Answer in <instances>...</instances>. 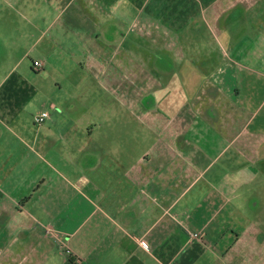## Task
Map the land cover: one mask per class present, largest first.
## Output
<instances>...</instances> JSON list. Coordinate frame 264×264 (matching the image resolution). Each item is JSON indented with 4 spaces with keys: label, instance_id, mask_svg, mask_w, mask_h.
Masks as SVG:
<instances>
[{
    "label": "crops",
    "instance_id": "0c3cea01",
    "mask_svg": "<svg viewBox=\"0 0 264 264\" xmlns=\"http://www.w3.org/2000/svg\"><path fill=\"white\" fill-rule=\"evenodd\" d=\"M5 2L66 70L0 88V264H264V0Z\"/></svg>",
    "mask_w": 264,
    "mask_h": 264
},
{
    "label": "rangeland",
    "instance_id": "374dc122",
    "mask_svg": "<svg viewBox=\"0 0 264 264\" xmlns=\"http://www.w3.org/2000/svg\"><path fill=\"white\" fill-rule=\"evenodd\" d=\"M11 9L6 4L5 0H0V25L3 24L0 30V40L3 42L4 49H13L15 56L25 54L24 45L27 43V38L22 35L23 32L10 30V27H22L26 23V18L13 16L14 25H11L10 20ZM40 59L38 53H32L30 58H26L23 62L3 63L0 62V88L4 85L7 79L12 78L20 87H23L30 92L31 99L23 103L26 104L22 113L18 116L19 119L30 123L34 129V118L43 111L49 110L51 103H58V96L62 93L56 88V83L61 82L59 75L66 69L63 64L48 63L47 67L42 70H35L34 62ZM72 65V64H71ZM76 65V64H75ZM45 66V64H44ZM14 74V77H12ZM16 84V85H17ZM264 95L254 97L255 103L262 101Z\"/></svg>",
    "mask_w": 264,
    "mask_h": 264
},
{
    "label": "built area",
    "instance_id": "2783aa9c",
    "mask_svg": "<svg viewBox=\"0 0 264 264\" xmlns=\"http://www.w3.org/2000/svg\"><path fill=\"white\" fill-rule=\"evenodd\" d=\"M34 69L35 70H42L44 68V63L42 62H34V65H33ZM52 108L54 109L55 106L52 105ZM50 118V113L49 111H43L41 114L37 115L35 118H34V122L37 126H42L45 124V122ZM194 239H198L199 238V235L195 234L192 236ZM140 239V237H137ZM143 244V242L141 243Z\"/></svg>",
    "mask_w": 264,
    "mask_h": 264
}]
</instances>
